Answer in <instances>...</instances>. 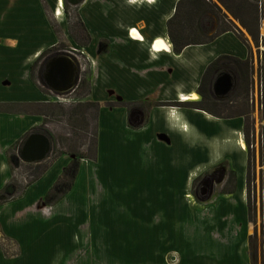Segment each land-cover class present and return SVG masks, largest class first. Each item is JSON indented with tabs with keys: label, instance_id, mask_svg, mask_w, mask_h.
I'll return each instance as SVG.
<instances>
[{
	"label": "crops",
	"instance_id": "obj_1",
	"mask_svg": "<svg viewBox=\"0 0 264 264\" xmlns=\"http://www.w3.org/2000/svg\"><path fill=\"white\" fill-rule=\"evenodd\" d=\"M178 1L154 0L153 6L143 0L135 9L125 0H97L116 6L105 14L101 7L107 4L87 13L82 11L90 0L80 4L77 16L86 34L108 42L105 52L94 55L91 36L85 49L94 67L88 92L78 98L100 105L96 163L88 171L91 162L81 161L70 191L54 204L44 197L73 160L70 155L59 156L17 198L0 203V264H251L248 240L255 228L247 219L244 165L227 168L207 200L191 197L198 177L223 157L245 152L240 131L204 112L170 107L152 108L147 123L132 129L125 109L105 105L112 94L127 103H191L209 64L221 56L248 57L247 41L232 33L174 54L166 22ZM57 4L0 0V191L10 183L9 154L17 156L28 135L41 133V108L57 99L38 82L46 58L41 55L59 45L56 29L61 33L66 25L63 1L55 17ZM125 5L140 14L137 23L114 20L125 17ZM259 35L264 55L263 0ZM262 67L264 112V60ZM221 147L219 158L215 151ZM127 174L125 185L101 186L112 175L122 183ZM129 177L135 186L128 185Z\"/></svg>",
	"mask_w": 264,
	"mask_h": 264
},
{
	"label": "rangeland",
	"instance_id": "obj_2",
	"mask_svg": "<svg viewBox=\"0 0 264 264\" xmlns=\"http://www.w3.org/2000/svg\"><path fill=\"white\" fill-rule=\"evenodd\" d=\"M112 1L117 2L118 0L115 1L112 0ZM141 1L143 0H132V1L125 0V3L131 6L132 8L139 9L138 5L141 3ZM147 1L149 4H153L154 0H147ZM210 1L220 9L221 15L224 16L226 20L230 21L233 24V26L240 32L241 37H243V39L247 41L248 43L247 47L250 52L249 54L251 55L252 58L251 84H249L250 81L248 82L247 85L242 84V89L240 92L235 91V93H233L234 95L231 96L229 99L221 101V102L226 101L224 104H220V103L217 104L215 100H213V102L211 100L208 104H206L207 105L206 107L210 109L209 112H212V114L216 116V117L213 116V118L226 121L228 124L227 126H230L231 128H234L236 130L238 129L240 131L242 140L245 144L246 148L244 153L239 154L237 152L232 157L231 156L227 158L223 157L222 161L219 164L221 168L226 170H228L227 168L232 169L233 164L235 165V169H238L239 166L243 164L244 165L243 169L247 170V163L249 162V170H250L249 178L251 182L249 184V197H250V202L255 210V224H254L255 233L253 235L255 236V243L253 245V250L254 253L256 254L255 264H263L264 247L261 245L262 243L261 228L262 226H264V209H263L264 207V136L262 135L264 131L263 129L264 112H263V98H262L263 83L261 80L262 77L261 66L263 64L264 55L262 54L260 43L257 46H255L252 43L250 37L247 35V33L240 27V25L237 22L233 21V18L228 14L227 11L223 7H221V5L216 0H210ZM155 3L156 2H154L153 6L155 5ZM97 4H99L97 3V0H90V4L88 8H86L82 12L87 13V11H92ZM101 4H107V6L101 7L102 11H105L104 14L107 11L112 12L116 8V6L112 4V2L111 3L104 2V3H100L99 5ZM127 5L125 6L126 9H128L129 11H126L125 17L123 15L117 16L116 18H114V20L116 21L120 18L122 24H127L129 18H131L133 19L132 23L135 22L137 23L138 19L134 20V18L136 17L140 18V14H136L132 12L131 8L129 6L127 7ZM80 7L81 5L78 7H72L69 4L63 6L65 13L67 14L66 25L65 28L62 29L61 33L58 29H56V33H55L56 37L59 38L60 40L59 45L56 48H62V50H54L49 55L59 51H65L74 55L80 63L81 66L80 80L83 79L84 83L81 84L77 92L72 93L66 98L56 97L57 99L55 100L54 104H51V106L49 107L41 108V113H43L45 116V121L41 126H43V128L48 132V135L44 133L42 134L46 135L51 140V142L53 140L55 142V150L53 151V146H52L51 153L48 159H46L44 162L41 163V173H42L41 176L46 171H48L51 168V166L57 161L59 157L57 155L58 152L64 153L60 156L69 155L68 153H77L84 157L93 158L92 155L94 154V151L93 152L91 151L94 148H92L90 151V146H92L94 139L97 147L98 113L96 114L95 110L93 111L92 109H83L81 107H78L79 106L78 104L80 103L79 102L80 99L78 98H80V96L86 95V93L88 92L87 81L92 74V67H94L93 62H95L90 57L93 55L89 53V50L87 51L85 48L89 45L91 38L93 37L95 40L94 41L95 50H97V52L95 51L93 52V54L94 55L96 53L101 54L105 52V50L107 49L108 42L105 40L102 41L100 37H95L96 34L94 33H93L94 35L92 33H90V35L87 34L88 37H86L85 35V33H87L86 31H84L85 33H82L77 23V20H79L77 16V12L80 9ZM56 13L57 14H55V17L59 19L61 16L60 14L61 10L56 8ZM139 25H143V24L140 23ZM204 25L206 26L207 34L208 35L213 34L214 31L216 30V25H217L216 18L213 16H210L208 19L206 18V22L204 23ZM93 28L94 26L91 27V29ZM96 39L99 40L96 41ZM81 53H84V55H82ZM105 105L109 106V108H114V107H118V105L120 104L114 103L113 100H110L108 103H105ZM245 128L248 129L247 132ZM132 129H136V127H132ZM222 150L223 147L218 148L215 151V154H218L219 158H221ZM144 151H150V150L145 149ZM14 155L15 153L12 152L9 154L8 157L11 166L10 184L13 186L12 188L14 189V194L11 197L5 196L4 200L2 199L1 201L17 198L21 193V191L23 190V188L27 185V183L32 179V177L36 175L35 168L30 166L29 164L22 163L18 158H17L18 162H13L12 159ZM139 155H140L139 158H141L142 157L141 152L139 153ZM106 159L107 160L109 159L108 155L106 156ZM84 160L91 162L90 165H85L86 167L89 168L88 171H92L91 170L93 167L92 163L94 164L96 163L95 161H91L89 159L80 160L75 175L76 176L75 180L77 178V174L80 169V164H81L80 162ZM233 160L235 162H233ZM213 163L214 162H211V164ZM215 166L209 168L207 172L211 171L212 169H215L217 167ZM63 171H61V174L58 176V178H60V176L63 174ZM127 176H129V174L126 175V178L121 183V180H119L118 177L112 175V177L107 179L101 186L113 187L118 185H125L124 182L129 181ZM129 178L131 183L128 185L135 186L136 184H132L133 179L131 177ZM79 182H80V178L77 179V184ZM194 184L195 182L192 185V189H194L193 188ZM94 185L95 184L91 183V186ZM219 187H220L219 183H216L214 185V190H213L214 193L215 191L218 190ZM203 189H205V187ZM191 197L195 200L197 198L198 200L202 198V196L196 198L193 192L191 193Z\"/></svg>",
	"mask_w": 264,
	"mask_h": 264
},
{
	"label": "trees",
	"instance_id": "obj_3",
	"mask_svg": "<svg viewBox=\"0 0 264 264\" xmlns=\"http://www.w3.org/2000/svg\"><path fill=\"white\" fill-rule=\"evenodd\" d=\"M221 7H223L228 14L233 18L235 22H237L240 27L247 33L250 37L252 43L257 46L261 42V38L259 35L260 29V21H261V0H216ZM210 16L216 18V30L213 34L208 35L207 29L204 23L206 22V18L208 19ZM77 23L82 31L84 29L79 20ZM225 33H232L234 34L241 43L244 44V40L241 37L240 32L233 26V24L226 20L224 16L221 15L220 9L213 4L210 0H179L174 7L173 15L168 21L166 22V35L168 37L169 42L172 46V52L176 55H179L182 50L189 46H199V45H206L211 43L217 37ZM86 37L87 34L85 33ZM54 50H62V48H52L41 55V60L44 59L47 55L52 53ZM233 72L235 76L238 78V85L235 89L236 92H240L242 89V84H251V75H252V58L249 54L245 60H239L234 57L228 56H221L216 59L214 62L209 64L205 69L203 75L200 79V84L198 89L196 90V94L199 97V100L196 102L191 103H157L152 104L156 107H170V108H188L192 110H197L204 112L211 117H216L209 112L206 104H208L213 99L210 97V88L213 83V80L217 78L220 74ZM263 67L261 66V80L263 83ZM84 83V80L81 79L78 88L81 84ZM88 86V84H87ZM42 92L48 93L45 89H41ZM234 95V94H233ZM226 102V101H225ZM225 102H217L220 104H224ZM219 104V105H220ZM78 107L83 109H92L95 110L97 114L100 105L98 103L93 102H85L79 103ZM45 118V116H44ZM45 121V119H44ZM43 121V123H44ZM248 124V123H247ZM246 132L248 131L245 128ZM39 131L48 135V132L43 128L40 127ZM264 136V131L262 133ZM53 151L55 150V142L52 141ZM94 148L92 151L91 149ZM96 148V149H95ZM90 151L94 154L92 155L93 158L84 157L77 153H68L73 157V160L66 166L63 171V174L57 181L53 184L51 189L47 192L44 197V202L46 204H54L60 201L65 194H67L71 187L73 186L75 175L79 166V161L83 159H89L91 161H96V154H97V147L95 143V139L93 140L92 146H90ZM64 153L58 152L57 155L60 156ZM13 162H18L17 157L14 155ZM36 170V175L32 177V179L27 183V185L34 182L42 173H41V164L33 166ZM45 169V168H44ZM250 170H249V162L247 163V170H246V201H247V218L248 222L251 224H255V210L250 202L249 197V184L250 182ZM231 180V186L234 183V173H229V181ZM26 185V186H27ZM13 186L9 183L6 185L2 191H0V203H4V197L9 196L11 197L14 194ZM22 192V191H21ZM225 193V190H222ZM264 209V207H263ZM262 209V210H263ZM261 237L262 243L261 245L264 247V226H262ZM255 243V236H252L248 240V251H249V259L251 264H255L256 254L253 250V245ZM264 262V261H263ZM264 264V263H263Z\"/></svg>",
	"mask_w": 264,
	"mask_h": 264
},
{
	"label": "water",
	"instance_id": "obj_4",
	"mask_svg": "<svg viewBox=\"0 0 264 264\" xmlns=\"http://www.w3.org/2000/svg\"><path fill=\"white\" fill-rule=\"evenodd\" d=\"M84 0H68L71 6H78ZM232 19V18H231ZM234 21V20H233ZM81 74L77 58L65 51L46 57L41 63L38 82L57 98H66L76 89ZM236 80L228 73L220 74L211 85L215 100H225L235 89ZM52 142L42 133H31L17 151V158L24 164H40L48 159ZM219 183V182H217ZM213 191V181L208 180L200 201L207 200Z\"/></svg>",
	"mask_w": 264,
	"mask_h": 264
},
{
	"label": "flooded vegetation",
	"instance_id": "obj_5",
	"mask_svg": "<svg viewBox=\"0 0 264 264\" xmlns=\"http://www.w3.org/2000/svg\"><path fill=\"white\" fill-rule=\"evenodd\" d=\"M62 1H63V6L66 4H69L68 0H62ZM78 6H75V7H78ZM72 7H74V6H72ZM63 10H64V8H63ZM64 12H65V10H64ZM81 54L84 55V53H81ZM228 74H230L231 77L235 78V80H236L235 89H236V87L238 85V78L235 76V74H233V72H229ZM215 79L213 80V82L215 81ZM199 84H200V82H199ZM78 85H79V83H78ZM198 87H199V85H198ZM198 87H197V89H198ZM235 89L227 97V99H229L231 96H233V93H235ZM195 94H196V91H195ZM209 94H210V97L212 99H213V97H215L211 91V88H210ZM111 97L113 98L114 103L120 104V105H118V108H123L126 110V112H127V125L131 128L132 127L139 128L144 123H147V120L149 118V110L156 107V106L152 105L154 103H150V102H147V103L146 102H144V103H127V102L121 101L118 97H115L113 94L111 95ZM227 99H225V100H227ZM213 100H215V99H213ZM215 101L221 102L224 100H215ZM155 104H157V103H155ZM107 107H109V106H107ZM225 172H226V169L221 168V166L219 165L215 169H212L209 172L203 173L200 177L197 178V180L195 181V184L193 186L194 189H192V192H193L194 196L196 198L199 196H202V190L206 186L208 180H210V179H212V181H213V190H214V185L217 182L220 183V181L225 176Z\"/></svg>",
	"mask_w": 264,
	"mask_h": 264
},
{
	"label": "bare ground",
	"instance_id": "obj_6",
	"mask_svg": "<svg viewBox=\"0 0 264 264\" xmlns=\"http://www.w3.org/2000/svg\"><path fill=\"white\" fill-rule=\"evenodd\" d=\"M61 3H62V0H58V4H57L58 9H60L59 7H60ZM131 34H132V33H130V37H131V39H132V35H131ZM132 40H133V39H132ZM198 100H199L198 95H195V96L191 99L192 102H196V101H198ZM238 145H239V149H241V150L244 151V144H243V142L240 141Z\"/></svg>",
	"mask_w": 264,
	"mask_h": 264
}]
</instances>
